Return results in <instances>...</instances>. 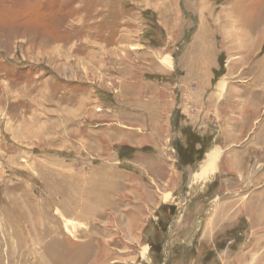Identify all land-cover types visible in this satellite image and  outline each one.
<instances>
[{
  "label": "rangeland",
  "instance_id": "rangeland-1",
  "mask_svg": "<svg viewBox=\"0 0 264 264\" xmlns=\"http://www.w3.org/2000/svg\"><path fill=\"white\" fill-rule=\"evenodd\" d=\"M242 25L264 0H0V264H264Z\"/></svg>",
  "mask_w": 264,
  "mask_h": 264
},
{
  "label": "crops",
  "instance_id": "crops-1",
  "mask_svg": "<svg viewBox=\"0 0 264 264\" xmlns=\"http://www.w3.org/2000/svg\"><path fill=\"white\" fill-rule=\"evenodd\" d=\"M242 26L239 27L238 33H236V31L233 33L230 29L229 31H227L226 35L229 36L231 42L238 41L240 47L241 48L243 47V50H244V51L240 52L239 57L237 58L238 59L237 65L239 67H246L244 70H242V75H240V77L241 78L246 77V78H244V80L247 82V78L249 76H254V78L252 80L253 83H251L252 86L246 84L247 86L240 87V89H242L243 91L246 92L245 98H243V95H241V98H243L242 99L243 103H242L240 109L242 112H246V109L248 108L247 106H250L253 104V102H255L256 103V105H254L255 108H256V106L260 107L258 105V102L262 101L264 99V50L262 51V49H261V47L264 44V32L262 31L263 29L260 28L259 31L256 32V36L258 37V40H259V41H256L258 46L255 45V47L254 46L249 47L248 45L251 42L248 41V38L252 34V31H250V30L251 29L253 30V28L250 26H247V25H245L243 27ZM230 28H231V26H230ZM210 61H211V59H210ZM209 63L210 62H208V61L206 63H203V67H204L203 76H201L200 78L197 75L192 74V76H194V79H192V81L196 82L195 85H197L196 91H199V89H201V90L203 89V91L206 92L207 88H210V86L212 84V82H211V75L212 74H211ZM212 67H214V63H212ZM175 68H176V65H175ZM225 74H227V73L225 72ZM229 75H233V72L231 71ZM244 80H241V81H244ZM220 81H222V80H220ZM220 81H219V83H220ZM222 83H225V82L223 81ZM218 87H219V84H218ZM204 88H206V89H204ZM219 90H220V88H219ZM230 92H232V90H230ZM256 113H257V111L254 112V114H256ZM251 121H252L251 123H255L257 121V119L255 118V119H252ZM253 128H255V127L253 126L251 129H249L248 133H250V131ZM214 151L219 152L218 159H217L218 161L223 156L222 155V152H223L222 149L219 150V149L211 148L205 152V158H207V155H208V158L210 160V165L208 167L209 171L210 170L214 171V169L216 168V165L214 168H212L211 159L209 157V154L211 152H214ZM217 160H216V163L218 164ZM205 169H206L205 167H202V170L200 173H202L203 170H205Z\"/></svg>",
  "mask_w": 264,
  "mask_h": 264
},
{
  "label": "bare ground",
  "instance_id": "bare-ground-1",
  "mask_svg": "<svg viewBox=\"0 0 264 264\" xmlns=\"http://www.w3.org/2000/svg\"><path fill=\"white\" fill-rule=\"evenodd\" d=\"M222 86L224 85V83H222L221 84ZM218 155H219V152H217V151H214V152H211L210 154H209V157H210V159H211V166H212V168H214L215 167V163H216V160L218 159ZM17 202V201H16ZM19 202V201H18ZM31 202V201H30ZM26 204V203H25ZM29 204V203H28ZM15 205V204H14ZM13 205V207H15ZM21 205H23V203L21 204ZM30 205V204H29ZM19 206H20V204H19ZM31 206H33V205H31ZM30 206V207H31ZM32 209V208H31ZM35 209V208H34ZM33 209V210H34ZM13 210V209H12ZM18 210V209H17ZM24 210H25V208H24ZM13 211H15V210H13ZM35 211V210H34ZM21 212V211H20ZM23 212V211H22ZM25 212V211H24ZM23 212V213H24ZM9 213V212H8ZM35 213V212H34ZM21 214V213H20ZM25 214H27V213H25ZM24 214V215H25ZM22 216V215H21ZM19 217H20V215H19ZM20 219V218H19ZM25 220V219H24ZM17 222V221H16ZM23 222V221H22ZM28 223V222H27ZM26 224V223H25ZM29 225H30V223H28ZM19 225V224H18ZM22 225H23V223H22ZM26 226V225H25ZM27 227V226H26ZM25 228V227H24ZM21 229H22V227L20 228V227H17V228H15L14 230H15V234H20V233H23L22 231H21ZM26 229V228H25ZM31 229V228H30ZM27 230V229H26ZM29 240V239H28Z\"/></svg>",
  "mask_w": 264,
  "mask_h": 264
}]
</instances>
